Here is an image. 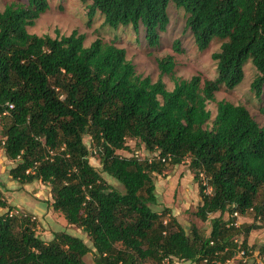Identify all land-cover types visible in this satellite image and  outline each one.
Here are the masks:
<instances>
[{
	"label": "trees",
	"instance_id": "trees-1",
	"mask_svg": "<svg viewBox=\"0 0 264 264\" xmlns=\"http://www.w3.org/2000/svg\"><path fill=\"white\" fill-rule=\"evenodd\" d=\"M88 12L98 10L110 28L140 26L149 47L160 42L168 24L169 3L186 13V27L195 46L205 50L213 39L222 42L211 53L216 76L202 79L175 76L172 55L156 59L161 78L136 74L126 50L84 34L38 35L27 30L48 7L47 0L10 3L0 10V147L14 161L8 170L20 185L39 180L50 188L53 210L69 225L86 233L61 230L44 241L35 232L32 215L15 210L0 190V264L170 263L223 264L243 250L247 236L264 230V125L242 104L216 101L214 93L244 77L250 61L257 74L251 88L261 97L264 84V0H84ZM179 40L173 48L180 51ZM264 111V108H262ZM88 135L100 170L89 161L83 138ZM149 152L122 155L126 139ZM189 158L201 199L195 215L206 220L204 235L188 229L169 207L160 212L153 174L165 162ZM162 158H165L162 160ZM101 172L117 180L108 183ZM203 174L204 182L199 180ZM209 187V191L207 188ZM252 213L253 222L234 224L222 214ZM233 216V215H232ZM236 217V216H233ZM264 248V245H263ZM264 254V250L260 252Z\"/></svg>",
	"mask_w": 264,
	"mask_h": 264
},
{
	"label": "rangeland",
	"instance_id": "rangeland-1",
	"mask_svg": "<svg viewBox=\"0 0 264 264\" xmlns=\"http://www.w3.org/2000/svg\"><path fill=\"white\" fill-rule=\"evenodd\" d=\"M49 7L39 15L32 26L27 30L38 35L49 34L54 36L58 31L60 34H69L72 30H77L84 34V45L100 37L104 42H113L117 46L126 50V56L135 66L136 74L149 76L152 81L161 78L167 89L173 88L170 75L161 74L156 59L164 55H172L175 61L173 73L175 76L189 78L194 74H199L202 79H210L216 76L215 61L211 58V53L219 48L222 40L213 39L205 50H199L195 46L192 33L186 27V13L183 9L169 3L167 7L168 24L164 32H161L159 45L149 47L145 40L144 29L140 26L135 32L131 26H119L110 28L103 22V15L98 11L88 12V2L84 0H47ZM10 3H27V0H0V10ZM179 40L180 51L173 48V41ZM244 77L242 81L232 89L221 86L215 93V101H209L207 108L213 118L216 111V101L224 99L235 104L244 105L255 120L264 125V84L262 94L257 98L251 88V82L257 71L250 61L244 64ZM1 138V126H0ZM87 145L90 156L89 161L100 170L98 155L93 148V143L88 135L83 138ZM127 150H118L122 155L137 154L140 158L149 154L142 143L137 140L126 139ZM14 165V161L8 158L0 147V190L5 196L10 195L12 200L18 204L15 208L19 211L32 215L36 220L35 232L44 241L52 238L56 231H67L80 236L87 244H90L86 233L76 226L69 225L61 212L52 209L50 202L51 192L48 185L39 180L25 185L16 184L12 189L8 170ZM103 178L118 190H123L121 184L113 177L101 172ZM155 183L157 203L152 207L156 211H161L164 207H169L171 212H175L177 220L188 229L191 224H195L199 230L208 235L210 231V218L217 216L218 212L209 214L206 220H201L195 215L197 207L201 203L198 193V183L194 178V171L189 166V158H185L181 163H164V169L160 174L152 175ZM202 182L205 181L200 173ZM5 185V186H4ZM11 187V186H9ZM4 191V192H3ZM209 191V187L207 188ZM8 197V196H7ZM0 208V213H3ZM224 220L234 218L236 226L253 222L252 213L244 215L238 214L233 217L229 212L222 214ZM249 253L243 260L238 254L226 260L223 264H256V257L264 250V230L262 228L252 229L247 236ZM84 260L87 264H95L91 253H88ZM145 264H156L146 262ZM162 264H191L189 261L173 259L170 263L166 260Z\"/></svg>",
	"mask_w": 264,
	"mask_h": 264
},
{
	"label": "built area",
	"instance_id": "built-area-1",
	"mask_svg": "<svg viewBox=\"0 0 264 264\" xmlns=\"http://www.w3.org/2000/svg\"><path fill=\"white\" fill-rule=\"evenodd\" d=\"M164 159H165V158H162V160H164ZM13 213H14V214H15V213H18V209L11 210V211L9 212L10 215L13 214ZM232 215L237 217V216H238L237 211H234V212L232 213ZM234 224L237 225L236 222H234ZM238 255H239L243 260H245L246 255H245V253H244L243 250H239ZM256 264H264V254H263V255H259V256L256 257Z\"/></svg>",
	"mask_w": 264,
	"mask_h": 264
},
{
	"label": "crops",
	"instance_id": "crops-1",
	"mask_svg": "<svg viewBox=\"0 0 264 264\" xmlns=\"http://www.w3.org/2000/svg\"><path fill=\"white\" fill-rule=\"evenodd\" d=\"M8 177H10V175L8 174ZM10 179H12L11 177H10ZM11 183H10V185L9 186H11V187H9V186H7V188L8 189H12V187H14V186H16V184H17V182L15 181V180H9ZM5 186V185H4ZM1 189V188H0ZM4 192V191H3ZM8 196V197H7ZM7 196H5V192H4V197L7 199V202L9 203V204H11V205H13V206H17L18 204L16 203V201H14V199L12 200V197L10 196V195H7ZM6 210V208H3L2 209V211H5ZM173 214H175V212L173 211L172 212ZM191 264H194V263H192L191 262Z\"/></svg>",
	"mask_w": 264,
	"mask_h": 264
}]
</instances>
